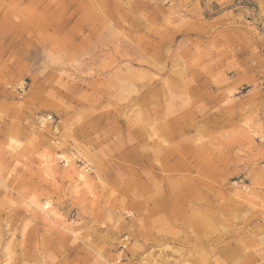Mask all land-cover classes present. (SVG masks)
<instances>
[{
  "label": "rangeland",
  "instance_id": "1",
  "mask_svg": "<svg viewBox=\"0 0 264 264\" xmlns=\"http://www.w3.org/2000/svg\"><path fill=\"white\" fill-rule=\"evenodd\" d=\"M0 264H264V0H0Z\"/></svg>",
  "mask_w": 264,
  "mask_h": 264
},
{
  "label": "built area",
  "instance_id": "2",
  "mask_svg": "<svg viewBox=\"0 0 264 264\" xmlns=\"http://www.w3.org/2000/svg\"><path fill=\"white\" fill-rule=\"evenodd\" d=\"M44 119H45V120H51V119H52V116H51V115H50V116L48 115V116L45 117Z\"/></svg>",
  "mask_w": 264,
  "mask_h": 264
}]
</instances>
